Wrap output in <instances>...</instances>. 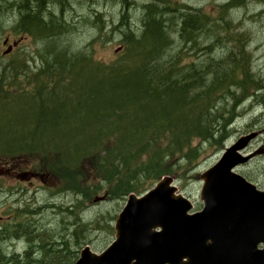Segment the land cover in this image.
I'll list each match as a JSON object with an SVG mask.
<instances>
[{
    "label": "trees",
    "instance_id": "obj_1",
    "mask_svg": "<svg viewBox=\"0 0 264 264\" xmlns=\"http://www.w3.org/2000/svg\"><path fill=\"white\" fill-rule=\"evenodd\" d=\"M242 5L230 0L223 7ZM47 10L19 6L16 29L46 42L36 53L38 67L31 72L21 59L0 63V163L39 156L62 181L56 192L86 196L105 189L109 199L142 194L161 176H180L197 161L202 151L194 140L221 144L246 101L264 108V80L253 71L243 34L232 37L222 17L230 46L219 42L208 16L180 12L181 42L194 45L201 32L213 38L182 63L178 51H164L171 41L167 9L146 3L142 31L126 34L125 51L103 62L89 52L57 49L53 42L65 30L64 20ZM66 214L81 219L80 213ZM45 215H0V264H73L88 225L69 231L59 226L63 216L47 224ZM114 216L104 225L110 236ZM19 238L26 248L8 251L7 244Z\"/></svg>",
    "mask_w": 264,
    "mask_h": 264
},
{
    "label": "rangeland",
    "instance_id": "obj_2",
    "mask_svg": "<svg viewBox=\"0 0 264 264\" xmlns=\"http://www.w3.org/2000/svg\"><path fill=\"white\" fill-rule=\"evenodd\" d=\"M150 2L165 7V16L170 17L167 29L171 41L164 51H178L179 60L183 63L194 57V51H202V43H209L213 39L201 32L195 34L194 45L180 41L176 28L180 12L184 9L203 13L209 20H213L210 23L213 33H217L220 43L230 46L229 37L223 32L225 23L222 22V17L228 21V27L233 29L229 32L232 37L236 33L243 34L239 36L245 39L243 48L252 54L253 71L264 80V0H243L241 7L226 10L223 5L230 0H0V63L14 60L13 64H17L16 59H21L29 65L31 72L40 64L36 53L44 51L46 42L36 39L31 32L16 29L21 14L19 6L43 5L53 16H62L65 30L53 42L57 49L89 52L94 59L110 62L121 51H125L126 34L130 31H142L144 4ZM210 45L214 47V42ZM215 51L216 56L223 52L219 47ZM23 81H20L21 84ZM249 105V101H246L241 106V116L230 124V131L226 132L221 144L201 145V141L194 140L193 144L199 143L201 146L199 158L193 165L180 170V176L171 175L178 192L193 202L194 209L202 206L199 199L202 184L199 175L219 158L226 146L250 131L259 133L245 151L250 152L257 146L264 145V108ZM84 171L88 177L89 173L85 169ZM236 171L256 183L259 188H264V155L252 158L238 166ZM26 172L30 176L27 179L21 178ZM58 186H62V181L47 171L45 163L40 162L37 155L4 159L0 163V215L8 217L12 213H46L44 222L47 224H54L61 215L63 221L59 226H67L69 231L80 224L88 225L83 232L85 240L81 248L89 245L94 251L102 250L113 238L114 220L127 196L124 199H109L105 189L77 196L71 192H56ZM95 187L97 185L93 189ZM66 213H80L81 219L77 220V217ZM109 215H115L111 221L112 236L104 228L105 222H109ZM7 245L8 251L22 252L26 248V241L19 238Z\"/></svg>",
    "mask_w": 264,
    "mask_h": 264
},
{
    "label": "water",
    "instance_id": "obj_3",
    "mask_svg": "<svg viewBox=\"0 0 264 264\" xmlns=\"http://www.w3.org/2000/svg\"><path fill=\"white\" fill-rule=\"evenodd\" d=\"M258 133L239 136L201 172V208L163 175L128 194L109 244L98 252L83 246L73 264H264V188L236 171L264 155V145L245 151Z\"/></svg>",
    "mask_w": 264,
    "mask_h": 264
},
{
    "label": "bare ground",
    "instance_id": "obj_4",
    "mask_svg": "<svg viewBox=\"0 0 264 264\" xmlns=\"http://www.w3.org/2000/svg\"><path fill=\"white\" fill-rule=\"evenodd\" d=\"M71 28V27H70Z\"/></svg>",
    "mask_w": 264,
    "mask_h": 264
}]
</instances>
